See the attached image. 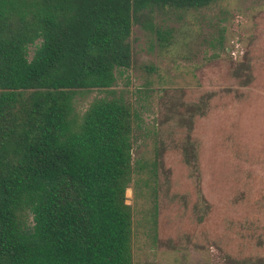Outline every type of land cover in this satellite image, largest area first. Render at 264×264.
<instances>
[{
  "label": "rangeland",
  "instance_id": "374dc122",
  "mask_svg": "<svg viewBox=\"0 0 264 264\" xmlns=\"http://www.w3.org/2000/svg\"><path fill=\"white\" fill-rule=\"evenodd\" d=\"M130 45L113 85L73 104L132 110V264H264V0L156 10Z\"/></svg>",
  "mask_w": 264,
  "mask_h": 264
},
{
  "label": "trees",
  "instance_id": "16d2710c",
  "mask_svg": "<svg viewBox=\"0 0 264 264\" xmlns=\"http://www.w3.org/2000/svg\"><path fill=\"white\" fill-rule=\"evenodd\" d=\"M216 1L0 0V264H132V110L73 101L131 65L134 22Z\"/></svg>",
  "mask_w": 264,
  "mask_h": 264
}]
</instances>
